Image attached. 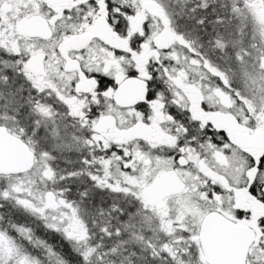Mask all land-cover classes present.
<instances>
[{
  "label": "snow or ice",
  "instance_id": "obj_1",
  "mask_svg": "<svg viewBox=\"0 0 264 264\" xmlns=\"http://www.w3.org/2000/svg\"><path fill=\"white\" fill-rule=\"evenodd\" d=\"M0 264H264V0H0Z\"/></svg>",
  "mask_w": 264,
  "mask_h": 264
}]
</instances>
